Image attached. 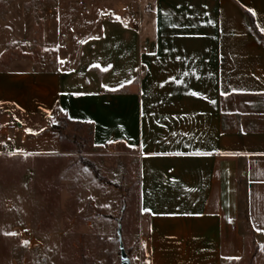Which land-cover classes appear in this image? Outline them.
<instances>
[{
    "label": "crops",
    "instance_id": "0c3cea01",
    "mask_svg": "<svg viewBox=\"0 0 264 264\" xmlns=\"http://www.w3.org/2000/svg\"><path fill=\"white\" fill-rule=\"evenodd\" d=\"M97 9V37L76 65L0 62V159L40 154L52 145L44 129L64 115L89 128L94 146L135 151L139 264L244 259V224L253 246L264 244V39L252 29L264 35V0H98Z\"/></svg>",
    "mask_w": 264,
    "mask_h": 264
},
{
    "label": "rangeland",
    "instance_id": "374dc122",
    "mask_svg": "<svg viewBox=\"0 0 264 264\" xmlns=\"http://www.w3.org/2000/svg\"><path fill=\"white\" fill-rule=\"evenodd\" d=\"M74 2L0 0V62L26 59L63 70L79 63L87 40L97 37L90 15L98 0ZM43 136L52 145L40 154L15 166L0 159V264H119L118 227L131 264H139L135 151L94 146L89 128L64 115ZM243 231L246 257L232 264H264V244L257 249L253 231L245 224Z\"/></svg>",
    "mask_w": 264,
    "mask_h": 264
},
{
    "label": "trees",
    "instance_id": "16d2710c",
    "mask_svg": "<svg viewBox=\"0 0 264 264\" xmlns=\"http://www.w3.org/2000/svg\"><path fill=\"white\" fill-rule=\"evenodd\" d=\"M252 29H253V32L261 39H264V35L256 28V26L252 23ZM68 121L70 122H73L69 119H67ZM73 123H76V124H80L78 122H73ZM90 138H91V132H90ZM88 166L93 170L94 174L96 176H99V171L96 167H94V165L92 164H88ZM248 219V215H247V204H246V201L243 202V208L241 210V220H244V221H247Z\"/></svg>",
    "mask_w": 264,
    "mask_h": 264
},
{
    "label": "water",
    "instance_id": "95a60500",
    "mask_svg": "<svg viewBox=\"0 0 264 264\" xmlns=\"http://www.w3.org/2000/svg\"><path fill=\"white\" fill-rule=\"evenodd\" d=\"M117 238H118L119 252H120L119 264H131L129 256L127 252L125 251L122 240H121L120 227L117 228Z\"/></svg>",
    "mask_w": 264,
    "mask_h": 264
},
{
    "label": "snow or ice",
    "instance_id": "6c2138e0",
    "mask_svg": "<svg viewBox=\"0 0 264 264\" xmlns=\"http://www.w3.org/2000/svg\"><path fill=\"white\" fill-rule=\"evenodd\" d=\"M249 11H252V10L249 9ZM118 19H119V17H118ZM261 31L264 32V28H261ZM131 82H132V81H130V80H129V81L122 82L121 85H120V87H123L124 84H126V83L130 84ZM176 82L179 83V81H176ZM105 87H106V86H105ZM193 95H197V96H198V95H200V93H195V92H194ZM212 102L215 103V101H212ZM24 243L27 244L28 242L25 241Z\"/></svg>",
    "mask_w": 264,
    "mask_h": 264
},
{
    "label": "built area",
    "instance_id": "2783aa9c",
    "mask_svg": "<svg viewBox=\"0 0 264 264\" xmlns=\"http://www.w3.org/2000/svg\"><path fill=\"white\" fill-rule=\"evenodd\" d=\"M2 147L5 148V145L3 144Z\"/></svg>",
    "mask_w": 264,
    "mask_h": 264
}]
</instances>
